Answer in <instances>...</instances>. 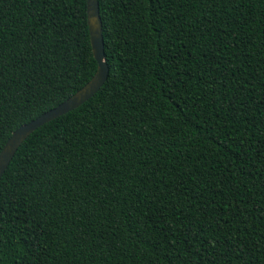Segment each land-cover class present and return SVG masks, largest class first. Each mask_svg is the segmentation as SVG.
Wrapping results in <instances>:
<instances>
[{"label":"trees","instance_id":"1","mask_svg":"<svg viewBox=\"0 0 264 264\" xmlns=\"http://www.w3.org/2000/svg\"><path fill=\"white\" fill-rule=\"evenodd\" d=\"M107 77L0 178V264H264V0H97ZM96 69L85 0H0V150Z\"/></svg>","mask_w":264,"mask_h":264},{"label":"water","instance_id":"2","mask_svg":"<svg viewBox=\"0 0 264 264\" xmlns=\"http://www.w3.org/2000/svg\"><path fill=\"white\" fill-rule=\"evenodd\" d=\"M85 22L89 44L96 69L89 81L59 105L19 126L4 142L0 150V178L20 144L38 127L60 117L89 100L103 85L107 77L104 62L101 23L97 0H85Z\"/></svg>","mask_w":264,"mask_h":264}]
</instances>
